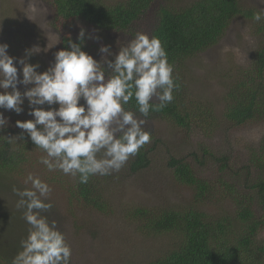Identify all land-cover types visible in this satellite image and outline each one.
<instances>
[{
  "label": "trees",
  "instance_id": "16d2710c",
  "mask_svg": "<svg viewBox=\"0 0 264 264\" xmlns=\"http://www.w3.org/2000/svg\"><path fill=\"white\" fill-rule=\"evenodd\" d=\"M44 1L50 6V24L58 33L60 49L68 47L69 35L78 42L77 30L81 27L134 35L143 32L140 29L149 24L147 34L161 41L180 87L174 91L173 101L161 111L150 112L147 120H164L186 134L194 133L196 129L205 132L222 127L221 123L237 131L254 127L262 131V137L246 153L247 163L239 172H231L225 156L213 157L202 144H198L202 155L212 157L219 165V175L212 182L200 177L193 163L180 154H167L165 166L173 182L190 189L193 198L188 206H137L127 212L129 222L141 234L169 239L166 252L147 264H264V20H253V13L257 10L243 9L239 0H192L179 8L168 2L181 0ZM151 12L154 16L149 19L147 16ZM236 18L251 21L257 45L248 64L228 78L222 98L224 105L218 112L212 104H201L191 96L180 69L186 60L215 46ZM87 47L90 48L84 43L83 50L90 53ZM23 107V113L11 114L13 119L26 117L28 104ZM126 107L134 109L135 100ZM10 128L16 135L22 131L14 124ZM146 145L128 161L130 174L149 168L154 146L147 148ZM35 153L46 155L27 135L15 143L6 134L0 135V179L14 183V177L21 173ZM191 158L193 162L198 160L194 154ZM225 174L243 175L248 181L256 174V180H244V187L242 185L243 188L239 189L238 184L233 185V178L224 179ZM113 180L94 176L87 184H81L78 177L66 182L57 174L51 177L54 184H66L62 189L69 198L89 212L104 216L112 213L110 186L114 184ZM218 196L227 200V209L215 214L205 212L203 205ZM15 255L2 244L0 264H11Z\"/></svg>",
  "mask_w": 264,
  "mask_h": 264
},
{
  "label": "rangeland",
  "instance_id": "374dc122",
  "mask_svg": "<svg viewBox=\"0 0 264 264\" xmlns=\"http://www.w3.org/2000/svg\"><path fill=\"white\" fill-rule=\"evenodd\" d=\"M189 1L192 0L169 1L168 4L179 8ZM239 3L246 10L264 9V0H239ZM149 15L147 16L149 19L154 16L153 12ZM51 17L50 6L44 0H0V43H7L9 55L17 59L25 55V49L37 47L34 51L38 53L33 54L28 62L38 63L40 67L37 71H45L53 62L55 52L61 50L58 33L50 24ZM149 27L147 24L140 31H146L147 34ZM83 28L86 30L84 43L90 46L87 47L91 50L89 54L97 60L102 55L98 51L101 45H109L112 52H117L118 47L126 45L135 35L100 32L88 26ZM252 28L251 21L236 18L215 46L183 63L180 71L183 73L188 91L196 100L201 101V104H212L218 112L222 109L225 86L233 74L248 64L251 52L256 48L257 38ZM79 31L80 29L77 30L78 33ZM89 36H99V40L90 39ZM17 67L19 69L21 66ZM19 88L24 91L23 85ZM25 102L28 104L27 100ZM0 111H4V115L9 118V126L0 131V135L6 134V137L15 143L18 137L10 130L11 125H15L17 120L32 117L24 115L20 119H13L11 114H16L15 112L3 109ZM221 126L212 130L207 129L205 132L196 129L194 133L192 131L186 134L164 120H147L145 130L150 133L151 142L146 146L147 148L154 146L151 152L152 162L148 169L136 174H130L126 164L119 172L105 176L114 179V184L110 186L113 209L108 216L89 212L84 206L69 198L62 189L66 184H54L51 177L57 174L66 182L72 176H66L59 171L49 172L39 162L43 155L32 154L30 162L28 161L21 173L14 177V183L0 179L2 244L17 254L21 240L28 234L29 225L23 219V209L16 207L19 197L13 192V188L23 190L25 187H31L30 183H24L27 175L31 173L46 181L52 189L49 201L53 207L42 215L46 216L49 222L55 221L57 228L64 234L72 249L71 264H147L155 260L166 252L169 239L141 234L129 222L127 212L137 206L167 207L191 204L193 198L191 190L175 184L165 166L168 153L174 156L180 154L188 162L193 163L200 177L209 182L216 181L219 165L212 157L202 155L198 145L202 144L213 157L225 156L231 172H239L247 163L246 153L262 137V131L255 127L246 131L232 130L223 123ZM193 154L198 159L195 162L191 158ZM223 176L225 180L233 178V185L238 184L239 189L244 187V180L248 181L243 175ZM255 177L256 174L249 177L248 182H252ZM227 205V200L218 196V199L203 205V210L215 214L221 209H227ZM2 244L0 243V248Z\"/></svg>",
  "mask_w": 264,
  "mask_h": 264
},
{
  "label": "clouds",
  "instance_id": "9594fccd",
  "mask_svg": "<svg viewBox=\"0 0 264 264\" xmlns=\"http://www.w3.org/2000/svg\"><path fill=\"white\" fill-rule=\"evenodd\" d=\"M253 20H264V9L254 12ZM85 35L83 27L78 42L69 35L68 47L56 51L43 72L37 71L38 63L28 62L37 47L25 49L17 59L9 55L7 43H0V109L19 115L27 100L32 117L15 122L22 130L16 137L24 140L27 135L46 153L39 162L49 172L78 177L81 184L119 172L150 143L145 130L150 112L171 103L180 87L157 37L137 32L117 52L101 45L97 60L83 50ZM133 99L135 108L129 109ZM8 126L9 118L0 111V131ZM24 183L31 187H14L13 192L29 228L11 264H71L72 249L64 234L42 215L53 207L50 185L31 173Z\"/></svg>",
  "mask_w": 264,
  "mask_h": 264
}]
</instances>
